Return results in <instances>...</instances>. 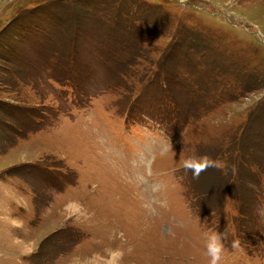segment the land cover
<instances>
[{
	"label": "rangeland",
	"instance_id": "1",
	"mask_svg": "<svg viewBox=\"0 0 264 264\" xmlns=\"http://www.w3.org/2000/svg\"><path fill=\"white\" fill-rule=\"evenodd\" d=\"M212 237L264 264V0H0V264H211Z\"/></svg>",
	"mask_w": 264,
	"mask_h": 264
},
{
	"label": "clouds",
	"instance_id": "2",
	"mask_svg": "<svg viewBox=\"0 0 264 264\" xmlns=\"http://www.w3.org/2000/svg\"><path fill=\"white\" fill-rule=\"evenodd\" d=\"M184 166L185 168L191 170L194 176H199L200 172L204 171L207 167H219L218 164L212 162L207 157L200 160L190 159ZM208 252L212 258L211 264H218V261L220 260L221 247L219 246L216 237L210 238Z\"/></svg>",
	"mask_w": 264,
	"mask_h": 264
},
{
	"label": "crops",
	"instance_id": "3",
	"mask_svg": "<svg viewBox=\"0 0 264 264\" xmlns=\"http://www.w3.org/2000/svg\"><path fill=\"white\" fill-rule=\"evenodd\" d=\"M55 223H57V222H55Z\"/></svg>",
	"mask_w": 264,
	"mask_h": 264
}]
</instances>
